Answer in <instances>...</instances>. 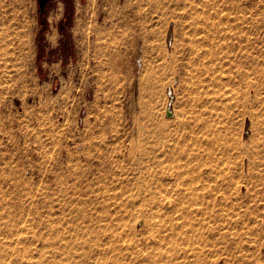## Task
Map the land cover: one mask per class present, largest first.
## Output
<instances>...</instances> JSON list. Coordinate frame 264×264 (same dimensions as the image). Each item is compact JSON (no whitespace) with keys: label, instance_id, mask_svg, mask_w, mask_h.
<instances>
[{"label":"rangeland","instance_id":"rangeland-1","mask_svg":"<svg viewBox=\"0 0 264 264\" xmlns=\"http://www.w3.org/2000/svg\"><path fill=\"white\" fill-rule=\"evenodd\" d=\"M10 261L264 264V0H0Z\"/></svg>","mask_w":264,"mask_h":264},{"label":"water","instance_id":"water-1","mask_svg":"<svg viewBox=\"0 0 264 264\" xmlns=\"http://www.w3.org/2000/svg\"><path fill=\"white\" fill-rule=\"evenodd\" d=\"M52 0H39V8H40V13H44L47 10V6ZM167 116L172 117L173 116V111L171 108L167 110Z\"/></svg>","mask_w":264,"mask_h":264},{"label":"bare ground","instance_id":"bare-ground-1","mask_svg":"<svg viewBox=\"0 0 264 264\" xmlns=\"http://www.w3.org/2000/svg\"><path fill=\"white\" fill-rule=\"evenodd\" d=\"M29 29L31 28L30 26L28 27ZM48 39L50 40V41H52V39L54 40L55 39V33H53V34H48ZM169 109V108H168ZM4 260V259H3ZM8 262V261H7ZM11 262V261H10ZM9 262V263H10ZM12 263V262H11ZM3 264V263H2ZM5 264V263H4ZM13 264V263H12ZM15 264V263H14Z\"/></svg>","mask_w":264,"mask_h":264},{"label":"trees","instance_id":"trees-1","mask_svg":"<svg viewBox=\"0 0 264 264\" xmlns=\"http://www.w3.org/2000/svg\"><path fill=\"white\" fill-rule=\"evenodd\" d=\"M41 15H44V13H41Z\"/></svg>","mask_w":264,"mask_h":264}]
</instances>
